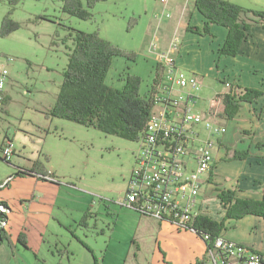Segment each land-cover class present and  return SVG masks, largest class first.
<instances>
[{
    "label": "rangeland",
    "instance_id": "obj_1",
    "mask_svg": "<svg viewBox=\"0 0 264 264\" xmlns=\"http://www.w3.org/2000/svg\"><path fill=\"white\" fill-rule=\"evenodd\" d=\"M62 1L19 0L12 19L21 29L7 38L0 37V56L5 58L1 61L11 74V100L0 115V146L8 137L16 148L11 162L0 157V185L15 179L19 169H31L36 163L44 165L56 182L22 177L11 180L10 186L0 191V201L11 209L7 226L11 244L5 242L0 247V264H95L94 256L98 264H199L206 257L202 256L203 239L189 231L180 233L185 230L177 227H160L118 203L125 197L135 168L137 143L70 121L47 118L56 104L68 55L74 47L69 29L98 32L123 53L134 54V61L115 58L106 83L123 90L128 76H137L141 78L140 95H145L163 76L161 57L169 50L164 37L172 32L182 41L184 38L187 52L194 45L193 38L184 37L187 18L182 13L183 6L191 9L193 1L107 0L92 9L93 17L87 21L64 14ZM225 1L247 11L264 12V0ZM10 9L8 0H0V28ZM200 46L205 50L203 55L198 58L191 54L190 59L204 65L209 73L198 79L200 90L193 94L195 112L206 114L213 98L227 87L218 82V77L209 75L213 70L210 50L207 45ZM6 58L13 61L6 62ZM187 77L192 76L187 72ZM255 104L257 118L245 130L241 129L245 122L240 116L242 127L236 131L241 136L225 145L230 148L225 160L235 150L264 147V143L256 144L264 133L260 121L264 98ZM201 131L205 138L208 133L203 127ZM211 172L198 203L203 202L204 195L209 197L206 216L222 222L226 210L220 191H234L239 198L243 195L239 183L225 177L214 181ZM86 213L90 214L88 224L82 223ZM233 222L223 238L235 229L237 221ZM21 233L27 238L28 249L18 243Z\"/></svg>",
    "mask_w": 264,
    "mask_h": 264
},
{
    "label": "trees",
    "instance_id": "obj_2",
    "mask_svg": "<svg viewBox=\"0 0 264 264\" xmlns=\"http://www.w3.org/2000/svg\"><path fill=\"white\" fill-rule=\"evenodd\" d=\"M106 1L63 0L62 11L81 21H87L93 17L92 9ZM18 2L19 0H8L11 9L2 20L0 37L7 38L21 29V25L12 19ZM194 8L205 19L204 27L199 29L189 25L187 31L212 36L210 31L212 25L228 30V36L218 51L220 56L234 58L252 27L257 24L264 27V12L247 11L230 1L195 0ZM41 19L46 18L43 16ZM69 30L73 34L74 47L68 55L69 62L63 73L56 104L47 118L70 121L98 130L106 136H115L125 141L138 143L143 137V131L153 110L152 92L140 95L141 78L137 76H128L123 90L109 87L106 83L115 58L123 57L128 61H134V54L123 53L108 40L101 38L98 32ZM260 98H264V93L258 89H243L237 84H231L229 91L217 94L213 102L221 101L219 117L228 122L236 118L243 104H252ZM10 100V96H7L4 106L8 105ZM248 155V152L235 151L228 161H242ZM25 176L56 183L53 180L54 177L49 176L41 163H36L31 169H19L15 174V177ZM11 180L12 178L4 186L0 185V191L10 186ZM219 198L226 210V216L222 222L214 221L208 216L198 217L193 222V230L201 239L206 234L213 239L222 236L228 230L225 225L227 222L241 221L249 216L264 220V190L260 200L239 198L236 192L231 190H221ZM10 211L9 205L0 201V247L5 242L11 244L7 229ZM88 215L90 214L86 213L82 223L88 224ZM18 241L20 245L28 249L25 234L21 233ZM93 260L95 264H98L95 256ZM205 260L208 264L207 257L199 264H206Z\"/></svg>",
    "mask_w": 264,
    "mask_h": 264
},
{
    "label": "built area",
    "instance_id": "obj_3",
    "mask_svg": "<svg viewBox=\"0 0 264 264\" xmlns=\"http://www.w3.org/2000/svg\"><path fill=\"white\" fill-rule=\"evenodd\" d=\"M177 39L172 40L169 55L162 54L163 76L151 89L153 110L137 143L135 168L119 204L158 224L196 235L194 220L207 214L198 203L202 187L208 182L215 150L226 128L220 123V100H212L206 114L195 112L193 91L198 92L201 84L193 75L188 78L187 72L178 66ZM2 59L5 58L0 56V115L11 81L8 66ZM226 86L230 89L231 84L227 82ZM201 127L208 133L205 138ZM15 151L14 141L6 137L0 146V157L11 162ZM203 239L209 264H264V254L250 247L222 236L213 239L206 234Z\"/></svg>",
    "mask_w": 264,
    "mask_h": 264
},
{
    "label": "crops",
    "instance_id": "obj_4",
    "mask_svg": "<svg viewBox=\"0 0 264 264\" xmlns=\"http://www.w3.org/2000/svg\"><path fill=\"white\" fill-rule=\"evenodd\" d=\"M162 1L164 3L172 2V0ZM190 1H193L195 5V0ZM194 5H192L191 9L187 5H184L182 8V13L187 18V24L186 26H184V31L186 32V35H184V37L193 38L194 42V45H190L191 47L188 52L186 51L184 38L182 41L176 33L171 35L172 32L164 37V42L168 45V48L170 46V40H172L175 35V38H180V47L176 52V60L178 66L191 75L196 76L198 79H200V77H205L209 72L206 73L204 71V65L201 66L198 61L191 60L190 57L191 54L197 56L198 58L201 57L203 55V51L205 50L201 49L200 45H202L203 47L204 45H207V48H209L210 50L208 56L211 55L210 64L212 63L213 68L212 72L209 75H213L215 79H217L216 77H218V82L223 83L225 87H227L226 83L228 82L230 84H237L243 87V89H258L259 91H262L264 93V27L260 24L254 25L252 27L248 37L246 38V40H243L240 46V50L234 58H229L228 56H220L218 54V51L222 47L226 36H228V30L223 27L212 25L210 28L212 36H203L187 31L189 25L199 27V29H202L204 27L205 19L194 8ZM189 14L190 18H188ZM227 90L229 91L228 87ZM227 90L221 93L228 92ZM255 103L256 101L252 104H243V106L245 107L241 108V111L232 121H228L226 123V120L221 119L220 123L225 126L226 133L220 138L217 144V156L215 155V163L212 171L214 174V181L219 178L222 179L223 177H225L227 179L232 178L235 183H239L241 187L239 189L241 195H243L242 198H254V200H260L262 198V193L264 190V147L249 148L248 146L245 149L241 150L249 153L248 157L242 161H228L229 159H224V157H227V151L230 149L229 146L225 145H229L228 142H231L237 139L238 136H241V133L236 131L237 129L242 127L239 122L240 116L245 122L244 127H242L241 129L245 130L250 129L251 120L257 118L255 114L256 112L253 110V107L256 105ZM260 121L263 125L262 130L264 131V114ZM263 143L264 133H262V136L259 138L256 144L262 145ZM211 175L212 172H209L208 182L209 180H211ZM20 178L22 177H16L15 179L12 178V182ZM29 178L33 180H40L33 177ZM210 187L211 185L206 187L204 193L208 192ZM208 198L209 197H205L204 195L203 202H201L200 205L201 209L207 214H209L207 211V203L209 202ZM118 203H120V201H118ZM231 222L232 223H226L227 228L229 224H231V226L235 224L233 221ZM159 226L167 229H177L170 225L159 224ZM234 228L235 229H233L231 233L229 232L224 236L225 239L237 242L240 245L250 247L255 252L264 254L263 219L249 216L241 221H237ZM187 232L188 231H180V233ZM206 247L207 245L205 244L202 256L206 255Z\"/></svg>",
    "mask_w": 264,
    "mask_h": 264
},
{
    "label": "bare ground",
    "instance_id": "obj_5",
    "mask_svg": "<svg viewBox=\"0 0 264 264\" xmlns=\"http://www.w3.org/2000/svg\"><path fill=\"white\" fill-rule=\"evenodd\" d=\"M202 239H203V237H202ZM203 241H204V239H203Z\"/></svg>",
    "mask_w": 264,
    "mask_h": 264
},
{
    "label": "water",
    "instance_id": "obj_6",
    "mask_svg": "<svg viewBox=\"0 0 264 264\" xmlns=\"http://www.w3.org/2000/svg\"><path fill=\"white\" fill-rule=\"evenodd\" d=\"M0 226H1V224H0Z\"/></svg>",
    "mask_w": 264,
    "mask_h": 264
}]
</instances>
